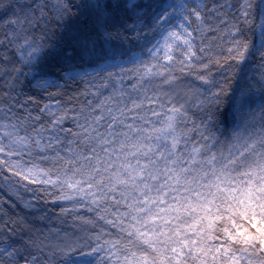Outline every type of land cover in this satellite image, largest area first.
<instances>
[{
  "label": "snow or ice",
  "instance_id": "6c2138e0",
  "mask_svg": "<svg viewBox=\"0 0 264 264\" xmlns=\"http://www.w3.org/2000/svg\"><path fill=\"white\" fill-rule=\"evenodd\" d=\"M0 264H264V0H0Z\"/></svg>",
  "mask_w": 264,
  "mask_h": 264
},
{
  "label": "trees",
  "instance_id": "16d2710c",
  "mask_svg": "<svg viewBox=\"0 0 264 264\" xmlns=\"http://www.w3.org/2000/svg\"><path fill=\"white\" fill-rule=\"evenodd\" d=\"M53 2H55V0H53ZM213 73L216 74V69H213Z\"/></svg>",
  "mask_w": 264,
  "mask_h": 264
}]
</instances>
